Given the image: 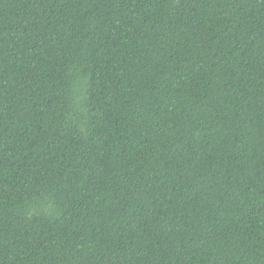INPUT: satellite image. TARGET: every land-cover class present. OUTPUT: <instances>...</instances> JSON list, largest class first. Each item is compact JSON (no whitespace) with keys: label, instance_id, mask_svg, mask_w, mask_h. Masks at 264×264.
<instances>
[{"label":"trees","instance_id":"trees-1","mask_svg":"<svg viewBox=\"0 0 264 264\" xmlns=\"http://www.w3.org/2000/svg\"><path fill=\"white\" fill-rule=\"evenodd\" d=\"M0 264H264V0H0Z\"/></svg>","mask_w":264,"mask_h":264}]
</instances>
